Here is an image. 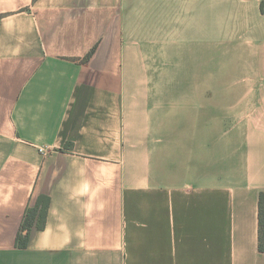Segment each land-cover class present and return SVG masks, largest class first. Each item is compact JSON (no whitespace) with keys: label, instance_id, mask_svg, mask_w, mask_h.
<instances>
[{"label":"crops","instance_id":"0c3cea01","mask_svg":"<svg viewBox=\"0 0 264 264\" xmlns=\"http://www.w3.org/2000/svg\"><path fill=\"white\" fill-rule=\"evenodd\" d=\"M186 33L218 73L179 74ZM263 190L264 0H0V264H264Z\"/></svg>","mask_w":264,"mask_h":264},{"label":"rangeland","instance_id":"374dc122","mask_svg":"<svg viewBox=\"0 0 264 264\" xmlns=\"http://www.w3.org/2000/svg\"><path fill=\"white\" fill-rule=\"evenodd\" d=\"M189 25H199L201 27H214L218 25V13L208 5L206 10L199 11L196 16L189 18ZM185 20V19H184ZM145 42H153L157 45V56L160 63L165 65L166 58V34H144L133 35ZM185 39V41H184ZM220 38L218 34L205 33H186L183 34L182 42L179 43L180 63L178 65L179 74L186 78L193 75H206L218 73V41ZM154 51V50H153ZM149 53H153L150 50ZM156 53V50H155ZM151 56V54H150ZM165 67V66H164ZM165 69V68H164ZM177 70V69H176ZM208 88L213 90L218 89L217 82H208Z\"/></svg>","mask_w":264,"mask_h":264},{"label":"trees","instance_id":"16d2710c","mask_svg":"<svg viewBox=\"0 0 264 264\" xmlns=\"http://www.w3.org/2000/svg\"><path fill=\"white\" fill-rule=\"evenodd\" d=\"M50 206V197L48 195L39 196L36 204L27 208L22 221L21 230L17 237V246L24 248L29 242V232L34 225L42 229L45 227L48 210ZM259 229H258V247L264 252V190L259 197Z\"/></svg>","mask_w":264,"mask_h":264},{"label":"built area","instance_id":"2783aa9c","mask_svg":"<svg viewBox=\"0 0 264 264\" xmlns=\"http://www.w3.org/2000/svg\"><path fill=\"white\" fill-rule=\"evenodd\" d=\"M41 152H46V149L44 147H40Z\"/></svg>","mask_w":264,"mask_h":264}]
</instances>
